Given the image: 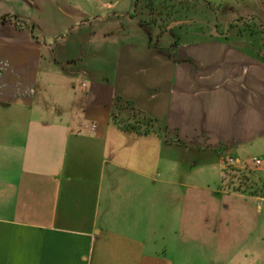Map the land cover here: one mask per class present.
I'll return each instance as SVG.
<instances>
[{
  "label": "crops",
  "instance_id": "0c3cea01",
  "mask_svg": "<svg viewBox=\"0 0 264 264\" xmlns=\"http://www.w3.org/2000/svg\"><path fill=\"white\" fill-rule=\"evenodd\" d=\"M78 1L0 0V264H197L199 229L206 264L264 257L232 234L246 206L264 225V43Z\"/></svg>",
  "mask_w": 264,
  "mask_h": 264
},
{
  "label": "rangeland",
  "instance_id": "374dc122",
  "mask_svg": "<svg viewBox=\"0 0 264 264\" xmlns=\"http://www.w3.org/2000/svg\"><path fill=\"white\" fill-rule=\"evenodd\" d=\"M144 3V0H141ZM168 3H173L176 5L180 13L183 12L184 15H188L192 20V25L199 29H228L236 30L238 34H232L230 36L232 41H246L253 43H264V0H166ZM93 6L97 7L98 13H102L103 16H108V19H114L115 21H120V25L123 23L125 28L129 27L128 14H135L136 1L135 0H93ZM79 5L84 6L86 9L89 8L86 0H80L77 2ZM95 9V8H92ZM110 21V20H104ZM108 23V22H107ZM50 25V24H49ZM104 27H111L105 26ZM53 27V26H52ZM55 28V27H53ZM51 29V25L49 26ZM122 123V122H121ZM154 125V124H153ZM253 156L246 157V160L250 163L253 161ZM264 156H262L263 158ZM244 163V161H243ZM227 164V163H226ZM252 163H250L251 166ZM232 165V164H231ZM255 165H252L253 167ZM257 172V173H256ZM253 175H258V170L254 167L252 169L236 170L232 168L226 174L227 187L225 189L233 191H240L242 188L238 187H248L251 184L250 178ZM262 178L264 177V172L262 173ZM262 183V182H261ZM238 188V189H236ZM255 190L262 189L264 186L258 185L254 187ZM233 204V202L231 201ZM232 214H239L238 207L232 206ZM238 208V209H237ZM243 210V208L241 207ZM247 217H242L241 220H245V227L241 224H235L232 226V234L236 236L237 246V236L241 235L243 243L245 241L246 247L249 244L258 243L259 237H264V225L260 227L256 224L255 217L252 215L251 207L246 206ZM241 210V212H242ZM240 222V221H239ZM201 228V227H200ZM204 229H199L198 235L196 236L193 245L198 249L196 254L200 257L196 258L197 264H206L208 258L205 257L207 243L205 241V231ZM186 231H184V235ZM251 234V236H249ZM215 245L218 244L214 242ZM264 245V243H263ZM246 248V249H247ZM232 255L230 264H239V258L237 257V249H231ZM234 250V251H233ZM216 253H219L217 249ZM264 253V249H263ZM241 264H264V257H257V259H243Z\"/></svg>",
  "mask_w": 264,
  "mask_h": 264
},
{
  "label": "built area",
  "instance_id": "2783aa9c",
  "mask_svg": "<svg viewBox=\"0 0 264 264\" xmlns=\"http://www.w3.org/2000/svg\"><path fill=\"white\" fill-rule=\"evenodd\" d=\"M235 161H234V158L230 157L226 160V163L227 164H233ZM254 163L259 166V167H264V157H259V158H255L254 159Z\"/></svg>",
  "mask_w": 264,
  "mask_h": 264
},
{
  "label": "trees",
  "instance_id": "16d2710c",
  "mask_svg": "<svg viewBox=\"0 0 264 264\" xmlns=\"http://www.w3.org/2000/svg\"><path fill=\"white\" fill-rule=\"evenodd\" d=\"M143 123H145L147 126H153L154 120L151 119L150 117H144ZM238 188H240V187H238ZM238 188H236V189H238Z\"/></svg>",
  "mask_w": 264,
  "mask_h": 264
}]
</instances>
